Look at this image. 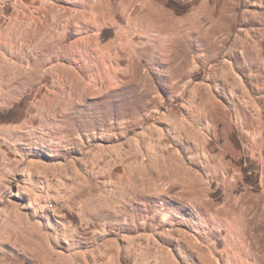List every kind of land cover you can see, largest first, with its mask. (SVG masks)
<instances>
[{"label":"rangeland","instance_id":"1","mask_svg":"<svg viewBox=\"0 0 264 264\" xmlns=\"http://www.w3.org/2000/svg\"><path fill=\"white\" fill-rule=\"evenodd\" d=\"M0 264H264V0H0Z\"/></svg>","mask_w":264,"mask_h":264}]
</instances>
